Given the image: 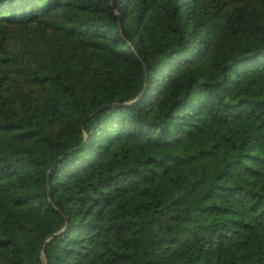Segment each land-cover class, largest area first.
I'll list each match as a JSON object with an SVG mask.
<instances>
[{"label":"trees","instance_id":"1","mask_svg":"<svg viewBox=\"0 0 264 264\" xmlns=\"http://www.w3.org/2000/svg\"><path fill=\"white\" fill-rule=\"evenodd\" d=\"M0 264H264V0H0Z\"/></svg>","mask_w":264,"mask_h":264}]
</instances>
